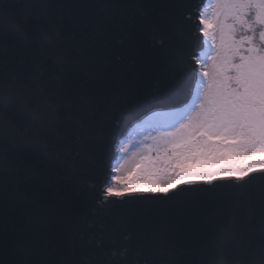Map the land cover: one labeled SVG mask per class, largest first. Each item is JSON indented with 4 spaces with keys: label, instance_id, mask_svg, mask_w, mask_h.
Here are the masks:
<instances>
[{
    "label": "water",
    "instance_id": "1",
    "mask_svg": "<svg viewBox=\"0 0 264 264\" xmlns=\"http://www.w3.org/2000/svg\"><path fill=\"white\" fill-rule=\"evenodd\" d=\"M207 0H0V264H211L264 248V170L107 193L120 141L186 103ZM26 130V131H25Z\"/></svg>",
    "mask_w": 264,
    "mask_h": 264
},
{
    "label": "rangeland",
    "instance_id": "2",
    "mask_svg": "<svg viewBox=\"0 0 264 264\" xmlns=\"http://www.w3.org/2000/svg\"><path fill=\"white\" fill-rule=\"evenodd\" d=\"M200 21L205 51L198 54L189 100L156 109L130 128L118 146L107 193L163 191L192 178L243 176L264 167V0H207ZM208 136L236 142L243 151L235 165L226 159L229 149L221 148L225 154L213 158L226 171L184 173L212 160L193 152Z\"/></svg>",
    "mask_w": 264,
    "mask_h": 264
},
{
    "label": "clouds",
    "instance_id": "3",
    "mask_svg": "<svg viewBox=\"0 0 264 264\" xmlns=\"http://www.w3.org/2000/svg\"><path fill=\"white\" fill-rule=\"evenodd\" d=\"M20 103L29 113L31 119L39 124L45 118V111L32 107L30 102L23 99L20 94L14 90L8 89L0 85V134L10 132L16 135L19 129L15 128L8 121L4 111L5 105ZM26 131V130H25ZM236 235L234 227H229L220 235L218 248L211 264H264V248H262L255 256L245 255L243 252L235 253L231 246V239Z\"/></svg>",
    "mask_w": 264,
    "mask_h": 264
},
{
    "label": "trees",
    "instance_id": "4",
    "mask_svg": "<svg viewBox=\"0 0 264 264\" xmlns=\"http://www.w3.org/2000/svg\"><path fill=\"white\" fill-rule=\"evenodd\" d=\"M205 141L206 143H204L203 145H199V148H196V149L195 147H197V145H195V143L191 141L190 142L191 148L195 149L193 150L195 154H202L204 156H210L212 160L206 163L204 166H197L194 170H190L188 169L189 167H187L185 171H189V172L184 171V173L191 174L195 177H199L201 175L214 174L217 172L226 171L227 166L225 168L223 167V161H221V159L219 158H213V157L219 154L220 155L225 154L223 153L224 151L222 152L220 149L223 148L225 150L228 148L229 151L227 150L226 159H228V162L231 165H235L238 155L243 151L242 149L236 148L235 141H232V140L227 141L222 136L220 137L208 136L205 139Z\"/></svg>",
    "mask_w": 264,
    "mask_h": 264
},
{
    "label": "bare ground",
    "instance_id": "5",
    "mask_svg": "<svg viewBox=\"0 0 264 264\" xmlns=\"http://www.w3.org/2000/svg\"><path fill=\"white\" fill-rule=\"evenodd\" d=\"M151 113V112H150ZM149 114V113H148ZM260 170H264V167H257V168H254V169H252L251 171H249V172H253V171H260ZM249 172H247V173H249ZM246 173V174H247ZM245 174V175H246ZM229 176H232V175H229ZM234 176V175H233ZM235 178H239V177H242V176H234ZM165 190H167V189H165ZM110 194H116V193H110Z\"/></svg>",
    "mask_w": 264,
    "mask_h": 264
}]
</instances>
